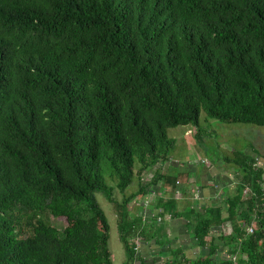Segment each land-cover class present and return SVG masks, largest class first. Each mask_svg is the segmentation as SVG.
<instances>
[{
    "label": "trees",
    "instance_id": "1",
    "mask_svg": "<svg viewBox=\"0 0 264 264\" xmlns=\"http://www.w3.org/2000/svg\"><path fill=\"white\" fill-rule=\"evenodd\" d=\"M202 109L264 127V0H0V264H113L98 192L118 208L133 264L147 229L131 204L158 185L142 175L168 162L169 129L200 126ZM237 155L229 220L252 224L264 167ZM214 215L198 222L200 243L224 222ZM258 219L238 264H264Z\"/></svg>",
    "mask_w": 264,
    "mask_h": 264
},
{
    "label": "crops",
    "instance_id": "2",
    "mask_svg": "<svg viewBox=\"0 0 264 264\" xmlns=\"http://www.w3.org/2000/svg\"><path fill=\"white\" fill-rule=\"evenodd\" d=\"M187 133L192 135L193 130ZM194 161L190 158L189 164L182 166V162L170 156L168 162L158 164L142 175V184L157 178L158 185L131 204L132 216H145L142 227L147 229L144 235L133 239L136 247L133 264H206L207 260L209 264H224L234 256L238 260H247V255L234 251L252 235L249 228L259 229L258 213L264 215V204L252 213V224L238 218L229 220L230 199L236 197L243 186V173L231 170L222 172L215 166L204 173H191ZM175 164L182 168V173H169ZM243 194L244 200L254 195L249 186H246ZM246 209L243 218L249 216ZM211 214H215L213 220L218 221L221 217L224 222L215 225L205 242L200 243L195 229L199 221L208 219ZM235 225L240 235L235 232ZM234 236L238 240L235 241ZM126 260L127 255L123 264Z\"/></svg>",
    "mask_w": 264,
    "mask_h": 264
},
{
    "label": "rangeland",
    "instance_id": "3",
    "mask_svg": "<svg viewBox=\"0 0 264 264\" xmlns=\"http://www.w3.org/2000/svg\"><path fill=\"white\" fill-rule=\"evenodd\" d=\"M188 130H193V134L189 135L187 133ZM169 136L177 140L170 154L173 159L182 162V166L188 165L190 158L195 160L191 173H204L206 169L212 166L220 168L222 172L231 170L241 173L240 166L235 162L239 157L237 154H242L247 157H257L261 166L264 167L263 126L250 123L222 122L218 119L209 117L205 109H202L200 126L186 125L170 128ZM194 154L195 157L193 158ZM136 166L139 168L140 164ZM181 169L179 165L175 164V166L170 168L169 173H182ZM105 176L107 177V175ZM150 177H152V175ZM148 181L144 182L148 183ZM111 183L115 185L114 181L111 180L110 183L108 181L109 185H112ZM139 188L140 182L139 179H136L125 193L121 192L118 188L114 189V197L118 201L123 202L126 197H129ZM96 197L110 222L109 248L112 253L113 264H123L126 258V251L121 241L119 231L118 208L108 200L104 193L98 192ZM142 201H140L139 204H141ZM143 217L145 216H142V218ZM49 220L61 226H63L62 224L65 222V220H58L53 216H49Z\"/></svg>",
    "mask_w": 264,
    "mask_h": 264
},
{
    "label": "built area",
    "instance_id": "4",
    "mask_svg": "<svg viewBox=\"0 0 264 264\" xmlns=\"http://www.w3.org/2000/svg\"><path fill=\"white\" fill-rule=\"evenodd\" d=\"M248 231H249L250 234H253L254 233V228H249ZM232 260H233L234 264H238V257L237 256H234Z\"/></svg>",
    "mask_w": 264,
    "mask_h": 264
}]
</instances>
